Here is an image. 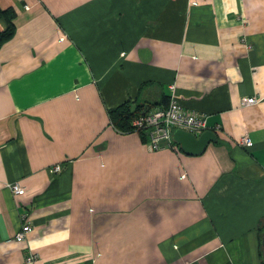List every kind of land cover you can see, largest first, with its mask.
<instances>
[{
    "label": "crops",
    "instance_id": "1",
    "mask_svg": "<svg viewBox=\"0 0 264 264\" xmlns=\"http://www.w3.org/2000/svg\"><path fill=\"white\" fill-rule=\"evenodd\" d=\"M0 8L14 12L0 45V264L29 252L43 264H262L264 0ZM171 98L214 133L200 153L152 150L111 123L122 103Z\"/></svg>",
    "mask_w": 264,
    "mask_h": 264
},
{
    "label": "built area",
    "instance_id": "2",
    "mask_svg": "<svg viewBox=\"0 0 264 264\" xmlns=\"http://www.w3.org/2000/svg\"><path fill=\"white\" fill-rule=\"evenodd\" d=\"M257 102L255 96L243 97L241 105H252ZM134 130L143 131L148 138V146L152 150L163 147H172V133L175 129L190 132L196 136L204 130H208L206 118L203 114L185 110L184 107L171 98L165 106L150 107L138 113L131 121ZM239 145L249 147L252 140L249 135L244 134L238 141ZM61 166L55 165L51 171H60ZM10 189L15 195H22L25 189L18 183H12ZM31 230L28 224L22 225L21 229L15 234L17 241H24L27 233ZM26 264H43L36 253L29 252L25 256Z\"/></svg>",
    "mask_w": 264,
    "mask_h": 264
},
{
    "label": "trees",
    "instance_id": "3",
    "mask_svg": "<svg viewBox=\"0 0 264 264\" xmlns=\"http://www.w3.org/2000/svg\"><path fill=\"white\" fill-rule=\"evenodd\" d=\"M0 15L5 17L7 20V26L5 29L0 31V45L10 38L14 33V25L11 22L14 12L12 9H1L0 8ZM160 106V105H158ZM151 107V104H136L132 105L129 102L122 103L121 105L111 109L109 111L111 123L120 131H132L133 126L131 125L132 119L140 112L147 110ZM143 137L146 138L144 132L141 130L139 131ZM258 230L260 234V249L259 255L262 264H264V256L261 249V237L264 233V219L260 220L258 224Z\"/></svg>",
    "mask_w": 264,
    "mask_h": 264
},
{
    "label": "water",
    "instance_id": "4",
    "mask_svg": "<svg viewBox=\"0 0 264 264\" xmlns=\"http://www.w3.org/2000/svg\"><path fill=\"white\" fill-rule=\"evenodd\" d=\"M214 138L215 135L211 130H204L198 136L181 129H175L172 133L173 141L179 143L186 154L200 153L206 144ZM261 249L264 256V233L261 237Z\"/></svg>",
    "mask_w": 264,
    "mask_h": 264
}]
</instances>
